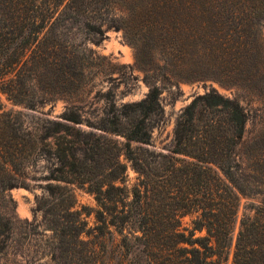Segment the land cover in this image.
<instances>
[{"label":"trees","instance_id":"1","mask_svg":"<svg viewBox=\"0 0 264 264\" xmlns=\"http://www.w3.org/2000/svg\"><path fill=\"white\" fill-rule=\"evenodd\" d=\"M110 29L123 31L137 63L144 55L155 68L163 63L176 86L211 81L255 98L259 130L247 142L244 167L239 148L249 112L215 89L181 112L169 154L147 146L151 120L164 113L155 84L144 99L124 104L125 113H108L97 123L67 101L61 120H47L42 137L29 132L24 146L31 159L49 142L47 152L60 165L45 178L48 199L34 212L52 233L46 258L50 264L99 263L98 244L82 240L87 223L74 194L81 187L98 206L94 237L134 227L142 235L136 240H145L148 259L127 264H229L242 198L248 203L231 264H264V0H0V92L31 110L85 94L88 71L69 35L81 31L99 46ZM83 123L124 141L92 140L94 132L78 128ZM14 146L3 144L1 154L10 173L0 178V264H23L32 242L27 226H33L19 220L9 196L26 186L12 173L18 170ZM129 164L138 174L131 189ZM187 217L192 222L185 228Z\"/></svg>","mask_w":264,"mask_h":264},{"label":"rangeland","instance_id":"2","mask_svg":"<svg viewBox=\"0 0 264 264\" xmlns=\"http://www.w3.org/2000/svg\"><path fill=\"white\" fill-rule=\"evenodd\" d=\"M105 35L106 40L99 46L92 43L88 35L81 31L74 30L69 35L74 40L76 54L84 58L83 64L88 71L90 80L85 94L79 96L75 94L70 100L58 98L55 102H49L43 107L31 110L23 105L15 104L0 92V178L10 173L3 169L4 163L1 158L2 152L5 151L3 144L15 145L11 153L15 156L14 161L18 163V170L12 173L25 179L26 186L10 191L9 196L16 204V214L19 220L27 221L33 226H27L32 242L25 249L28 259L23 264H50L46 256H48V245H50L49 240H52V233L45 231L42 227L43 215L34 212L39 202L48 199L45 191L48 182L45 178L50 177L52 172L60 167L59 164H55L47 152L50 147L49 142L45 144L46 146H42L44 148L41 153L38 151L31 159L25 157L24 146L28 141L29 132L42 137L45 134L43 127L47 125V120H61L60 116L67 108V101H72L76 106L75 110L82 109L93 123H97L108 113L111 115L125 113L124 104L144 99L149 93L151 84H155L161 90L160 97L164 113L161 118L151 120L153 138L151 144L147 146L156 153L169 154L174 141L175 126L181 112L195 97L215 89L225 97L237 98L249 112L246 143L239 148L241 157L239 161L244 167L248 162L246 151L249 145L247 142L252 141L259 130L260 102L241 90L228 88L211 81L206 83L180 82L176 86L169 82V72L164 70L163 63L155 68L146 55L137 63L135 47L129 43L123 31L110 29ZM31 87L35 92L41 89L40 84L35 81ZM78 128L85 132H94L95 137L92 140L105 136L108 140L124 141L122 137L107 135L101 130L91 128L87 123H83ZM10 169H12L11 166H9ZM127 176L128 187L131 189L138 183V174L130 164ZM74 194L77 203L76 210L82 212L87 223L86 234L83 235L82 240L98 244V264H127L137 259L143 261L148 259L149 253H144L145 240H136V237H142V235L136 233L134 227L126 228L123 235H118L115 230H111L112 232L103 238L94 237L97 235L95 232L97 226L95 211L98 210L96 200L85 188L75 187ZM132 200L130 197L128 202ZM247 203L246 199H241L239 221L233 234L229 264L232 263L240 220ZM191 222L192 218L187 217L183 220V226L190 227ZM198 236L201 235L198 234ZM165 241L169 244V240H163L160 244ZM150 242L152 244L157 240H150ZM151 254L160 255L161 252L158 250ZM166 254L169 255V252L166 251Z\"/></svg>","mask_w":264,"mask_h":264}]
</instances>
